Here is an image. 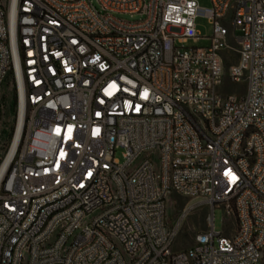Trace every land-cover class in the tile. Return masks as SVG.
Listing matches in <instances>:
<instances>
[{
    "label": "built area",
    "instance_id": "built-area-1",
    "mask_svg": "<svg viewBox=\"0 0 264 264\" xmlns=\"http://www.w3.org/2000/svg\"><path fill=\"white\" fill-rule=\"evenodd\" d=\"M209 1L0 0V264H264V0ZM192 201L206 229L174 251Z\"/></svg>",
    "mask_w": 264,
    "mask_h": 264
},
{
    "label": "rangeland",
    "instance_id": "rangeland-1",
    "mask_svg": "<svg viewBox=\"0 0 264 264\" xmlns=\"http://www.w3.org/2000/svg\"><path fill=\"white\" fill-rule=\"evenodd\" d=\"M201 7H209V0H197ZM125 20H136L135 18H130L129 16H120ZM196 30L201 37L208 36L210 34V26L205 18H197L196 20ZM196 46L203 47L207 45L205 39L199 40ZM226 59V70L231 64L237 62V53L233 51L225 52ZM226 91L236 92L238 94H243L245 91L244 83H229L226 81L225 85ZM17 118V108L14 98V91L8 80L0 89V163L2 162L13 138L15 124ZM117 157L120 158V152L117 153ZM192 201L194 204V210L181 222L179 227V232L175 239L173 250H185L189 248L194 241V237L204 231L207 225V206ZM187 204V200L171 196L166 203V213L169 218L170 224L173 225L177 222L179 212ZM223 212L217 208L214 212V230L222 231L224 229L225 236H231L235 232V217L229 215L223 217Z\"/></svg>",
    "mask_w": 264,
    "mask_h": 264
},
{
    "label": "bare ground",
    "instance_id": "bare-ground-1",
    "mask_svg": "<svg viewBox=\"0 0 264 264\" xmlns=\"http://www.w3.org/2000/svg\"><path fill=\"white\" fill-rule=\"evenodd\" d=\"M14 144H15V142H14ZM0 173H1V170H0Z\"/></svg>",
    "mask_w": 264,
    "mask_h": 264
}]
</instances>
